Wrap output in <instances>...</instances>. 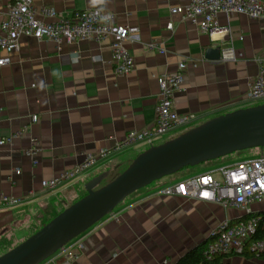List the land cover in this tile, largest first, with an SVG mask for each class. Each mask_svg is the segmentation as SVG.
<instances>
[{"label":"crops","instance_id":"1","mask_svg":"<svg viewBox=\"0 0 264 264\" xmlns=\"http://www.w3.org/2000/svg\"><path fill=\"white\" fill-rule=\"evenodd\" d=\"M190 1L34 0L38 6L54 7L67 16L89 7L106 9L114 13L116 23L138 26V39L126 41L135 65L128 74H116L108 41L79 40L58 47L48 39L20 37L21 47L12 53L11 63L0 66V138L25 131L14 136L11 144L0 145V196L21 197L23 202L18 206L0 202V232L8 233V226L30 206L44 207L52 197L85 185L143 152L144 144L135 145L57 189L41 185L43 179L82 162L88 153L112 147L131 130H152L160 91L158 76L175 72L182 60L188 66L174 108L196 118L168 134L166 140L184 128L256 105L248 100L247 92L251 80L264 68V18L221 13L218 29L210 34L171 14L173 6ZM5 9V2H0V21ZM170 20L172 30L167 28ZM216 45L224 50L220 60L207 56ZM34 114L38 115L35 122ZM31 148H36L33 156L28 154ZM17 169L21 172L16 173ZM160 183L131 194L77 237L83 249L72 264H176L196 246L204 244L205 248L224 220L249 216L243 209L218 203L156 195ZM250 210L264 212V200L254 202ZM51 258L41 264H51ZM224 261L264 264V256L228 253Z\"/></svg>","mask_w":264,"mask_h":264},{"label":"built area","instance_id":"2","mask_svg":"<svg viewBox=\"0 0 264 264\" xmlns=\"http://www.w3.org/2000/svg\"><path fill=\"white\" fill-rule=\"evenodd\" d=\"M2 1L5 2L6 9L0 21V66L11 63L12 53L20 49V37L25 35L54 41L58 47L79 40L108 41L116 74H128L133 70L135 57L126 46V41L138 39L139 27L116 23L112 11L89 7L76 10L67 16L59 13L54 7L38 6L34 0H0ZM221 13L227 15L240 13L261 19L264 18V0H191L186 5L171 8L172 15L190 20L203 32L210 34L218 29L217 18ZM167 28L170 30L174 28L172 20L167 23ZM230 55L234 56V52L231 51ZM187 66V61L182 60L175 72L158 76L160 91L155 127L152 130L129 131L112 147L90 152L73 168L52 178L43 179L41 181L43 188L57 189L90 171L100 161L113 154L139 144L149 147L157 145L156 140L191 123L196 118L195 114L179 113L174 108L175 94L184 88ZM247 98L252 103H264V68L251 80ZM37 119L38 115L34 114L32 121L35 122ZM24 131L0 138V145L11 144L13 137L22 135ZM35 152L36 148H31L28 154L33 156ZM20 172L21 170H16V173ZM154 193L160 196L174 195L218 203L224 208L243 209L249 214L245 219L237 221L226 219L219 225L205 245L206 259L212 260L218 255L228 253L243 254L247 250L256 256H264V236L253 239L261 225V216L250 215V206L254 202L264 200V154L231 164L214 166L180 179L161 182L156 186ZM29 194L32 195L33 191ZM0 202L7 206H18L23 199L2 194ZM75 239L61 248L57 255L56 253L55 256L52 255L50 263L72 264L78 259L83 244Z\"/></svg>","mask_w":264,"mask_h":264},{"label":"water","instance_id":"3","mask_svg":"<svg viewBox=\"0 0 264 264\" xmlns=\"http://www.w3.org/2000/svg\"><path fill=\"white\" fill-rule=\"evenodd\" d=\"M222 45L207 56L220 60ZM264 147V103L215 116L139 153L129 166L99 186L100 173L85 184L86 194L28 238L0 255V264H40L112 213L129 195L155 180L236 151ZM211 238V237H210Z\"/></svg>","mask_w":264,"mask_h":264},{"label":"rangeland","instance_id":"4","mask_svg":"<svg viewBox=\"0 0 264 264\" xmlns=\"http://www.w3.org/2000/svg\"><path fill=\"white\" fill-rule=\"evenodd\" d=\"M186 130H188V127L182 129L181 130L182 132L180 131V134L183 133ZM167 137H168V135H166L165 137H163L161 139L156 140L155 144L158 145V144H161V143L167 141L166 140ZM148 148H149V146H146L145 150L148 149ZM261 154H264V147H254V148H249V149H245V150H241V151H236V152H233V153L228 154L226 156H223V157H220V158H217V159H214V160L203 162V163H201L199 165H196V166L184 167L179 172H177V173H175L173 175L165 176L162 179L155 180L154 182H152L151 184H149L148 186H146L144 188H147V187H150V186H154V185L160 183L162 180L170 179V178L175 177V176H177V177H182L183 176L184 177V176H188V175H191V174H196V173H199V172L206 171V170H208V169H210V168H212L214 166L235 162V161H238L240 159L256 157V156H259ZM127 167H126V164H125L123 166L121 165L120 167H116L115 166L113 168H110L109 172H107V176L101 181L99 186L104 185L107 182H109L110 180H112L114 177H116L118 172H120V171L123 172ZM84 187H85L84 184H79V185L75 186L74 188H72V190L69 191V192H62V193L58 194L57 195V197H58L57 199L58 200H64L66 203L71 204L72 201L74 199H76L79 194H83V192L85 191ZM47 205L44 206V207H42L41 205H38V206L32 205V206H30L29 209L24 210L25 211L24 213L23 212L20 213V214H22L21 218H18V221H16V223H12V224H10L8 226L9 231L12 230V229L16 230V231H14L15 232L14 235L10 236V238L12 239L11 242H14V244H16V243H18L20 241L22 242L23 238L26 237L29 232H33L34 231V229L37 226V224H39V222L35 219V216L37 214H40L42 212V210L47 207ZM20 214H18V215H20ZM31 215L32 216L34 215V217H32L33 220L29 221V217ZM31 223H32L33 227L31 226ZM24 225H27V226L25 228H23V229H20V230L17 229V228H19L21 226H24ZM30 228L32 229V231L28 232V230Z\"/></svg>","mask_w":264,"mask_h":264},{"label":"trees","instance_id":"5","mask_svg":"<svg viewBox=\"0 0 264 264\" xmlns=\"http://www.w3.org/2000/svg\"><path fill=\"white\" fill-rule=\"evenodd\" d=\"M131 162L132 161H130L129 163H127L126 164V167ZM120 172H118V174ZM86 193L87 192H86V189H85V191L83 192V194H79L78 197L72 201V203H74L75 201H77L78 199H80L81 197H83ZM57 198H58L57 196L52 197L49 200V202L47 203L48 204L47 207L44 208L40 214H37L35 216V219L39 222V224H37V226L35 227V229H34L33 232H29V231H32V229L30 228L28 230V232H29L28 235L26 237H24L23 240H25L30 235H32L33 233H35L38 229H40L43 225H45L48 221H50L59 212H61L62 210H64L65 208H67L69 205L72 204V203L71 204L66 203L64 200H58ZM250 215L261 216V219H262L261 220V225H260V227L258 229L257 234L253 237V239L262 238L264 236V212L251 213ZM32 217H34V215L33 216L31 215L29 217V221L33 220ZM247 217H248V215L247 216H243V217L238 218V219H235V220H232V221H237L239 219H245ZM27 225H25L23 227L21 226L20 229L25 228ZM31 226H32V223H31ZM17 229H19V228H17ZM14 231H16V230L12 229V230L8 231V233L0 232V255H2L3 253H5L6 251L10 250L15 245H17V244H19L21 242L20 241V242H18L16 244H14V242H11L12 239L10 238V236L11 235H14V233H15ZM243 254H247L248 256H256L255 253H253L250 250H247ZM225 256H226V254H221V255L216 256L212 260H208L204 256V244H201V245H198L195 248L189 250L186 254H184L176 262V264H232V263H228V262H225L224 261V257Z\"/></svg>","mask_w":264,"mask_h":264}]
</instances>
